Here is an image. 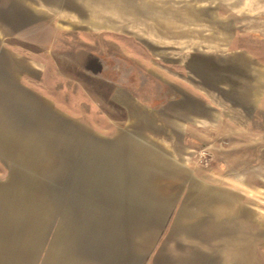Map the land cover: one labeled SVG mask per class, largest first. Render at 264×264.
<instances>
[{
	"label": "rangeland",
	"instance_id": "obj_1",
	"mask_svg": "<svg viewBox=\"0 0 264 264\" xmlns=\"http://www.w3.org/2000/svg\"><path fill=\"white\" fill-rule=\"evenodd\" d=\"M4 45L0 264L141 257L183 173L254 193L264 264V0H9Z\"/></svg>",
	"mask_w": 264,
	"mask_h": 264
},
{
	"label": "crops",
	"instance_id": "obj_2",
	"mask_svg": "<svg viewBox=\"0 0 264 264\" xmlns=\"http://www.w3.org/2000/svg\"><path fill=\"white\" fill-rule=\"evenodd\" d=\"M0 2V33L9 37V0ZM2 47L0 71L9 69V63L1 61L9 50ZM222 178L210 182L178 174L172 189L150 196L149 213L144 212L149 217L143 216L149 225V250L138 254L141 257H126L119 250L111 260L103 246L102 264H255V246L263 238L254 193Z\"/></svg>",
	"mask_w": 264,
	"mask_h": 264
},
{
	"label": "trees",
	"instance_id": "obj_3",
	"mask_svg": "<svg viewBox=\"0 0 264 264\" xmlns=\"http://www.w3.org/2000/svg\"><path fill=\"white\" fill-rule=\"evenodd\" d=\"M101 258L102 257H82V260L85 261L86 264H92L94 261L102 264V259Z\"/></svg>",
	"mask_w": 264,
	"mask_h": 264
}]
</instances>
